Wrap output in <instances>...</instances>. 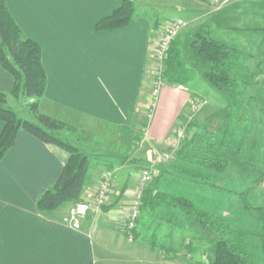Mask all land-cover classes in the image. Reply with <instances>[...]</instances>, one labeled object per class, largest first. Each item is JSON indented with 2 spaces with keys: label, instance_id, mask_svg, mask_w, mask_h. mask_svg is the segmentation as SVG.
Returning <instances> with one entry per match:
<instances>
[{
  "label": "crops",
  "instance_id": "obj_1",
  "mask_svg": "<svg viewBox=\"0 0 264 264\" xmlns=\"http://www.w3.org/2000/svg\"><path fill=\"white\" fill-rule=\"evenodd\" d=\"M130 1L135 8L131 24L95 31L98 21L119 8L118 0H3L23 36L41 48L46 87L39 112L77 130L76 148L109 157L92 161L99 172L112 164L114 181L100 212L89 213L78 231L61 223L70 205L49 216L40 214L37 200L57 181L69 154L19 131L0 161V264H183L192 258L202 260L199 254L186 253L182 245L183 237L189 236L186 232L153 217L145 227L139 223V237L132 241L124 230L144 170L139 171L136 166L141 161L133 163L136 160L130 159L128 149L145 130L149 144L166 151L195 98L207 103L187 128L184 141L213 138L227 159L225 170L216 174L176 161L159 167L161 178L152 186L206 210L220 209L210 207L208 198L214 194L234 203V191H245L248 203L264 207V193L254 191L258 187L264 192L259 185L264 176V35L255 53L233 66L234 92H219L197 74L183 86L164 84L155 101L149 95L156 37L166 23L177 18L169 19L170 12L186 21L197 20L193 29L208 24L214 40L236 47L233 41L238 35L246 37L247 43L250 39L257 43L256 36L264 30V0H242L208 13L201 11L207 10L204 3L197 6L191 0ZM190 2L193 13L185 10ZM13 83L0 66V93L9 95ZM2 128L0 121V133ZM122 157L128 160L122 163ZM150 158L146 165L155 167ZM99 177L88 175L82 197L94 193ZM175 178L180 183L177 189L171 183ZM204 184L227 192L217 193ZM200 189L207 197L198 194Z\"/></svg>",
  "mask_w": 264,
  "mask_h": 264
},
{
  "label": "trees",
  "instance_id": "obj_2",
  "mask_svg": "<svg viewBox=\"0 0 264 264\" xmlns=\"http://www.w3.org/2000/svg\"><path fill=\"white\" fill-rule=\"evenodd\" d=\"M118 1L119 8L98 21L95 31L120 29L132 23L135 16L133 3L130 0ZM240 54L238 48L214 40L209 25L201 24L185 37L178 36L171 42L163 61L164 84L183 86L200 74L202 80L215 90L232 93L236 81L231 76V70ZM0 66L14 81L9 95L0 93V121L3 123L0 133V161L13 146L19 131H24L43 143L65 149L69 158L54 185L37 200L36 208L40 214L49 216L64 206L71 207L80 201L92 160L109 157L89 155L65 143L58 135L71 128L39 112V100L46 87L41 48L36 42L23 36L3 0H0ZM9 97L26 99L32 117L30 121L19 119L6 106ZM170 152L168 148L164 151ZM172 157L178 162L198 166L216 174L222 173L227 164L225 154L213 138L186 140ZM121 160L124 163L128 157H122ZM163 164L147 168L155 169L157 174L143 190L137 227L140 219L153 217L171 229L186 232L189 236L182 239L186 253L202 257V260L192 258L189 264H264V207L250 206L246 192H235L234 203L225 198L223 202L220 201V209L213 211L202 209L194 202L175 194L159 191L152 183L160 180L159 167ZM105 169L110 171L113 165H105ZM263 181L264 176L259 182L260 186ZM204 185L227 192L225 189ZM245 220V223L242 222L244 228H237L236 221ZM133 233V240L139 237L137 228ZM246 247L249 249L246 250Z\"/></svg>",
  "mask_w": 264,
  "mask_h": 264
},
{
  "label": "built area",
  "instance_id": "obj_3",
  "mask_svg": "<svg viewBox=\"0 0 264 264\" xmlns=\"http://www.w3.org/2000/svg\"><path fill=\"white\" fill-rule=\"evenodd\" d=\"M240 1L242 0H201L200 2L204 3L205 7H207L209 11L215 12ZM185 27L186 23L182 19H172L164 25L163 30H161V32L156 37L157 40L154 44L153 56L151 57V60L153 62L151 70V96L153 101L157 99L162 87L164 86L163 61L166 57L169 46ZM204 105H206L205 100H198L195 103H192L189 109L188 120H190ZM147 117L150 118V115H148ZM183 129H178V131H176V134L173 136L174 139L172 140V145H170L171 152L158 155V161L163 163L167 162L172 157V154L177 149H179L181 141L183 140ZM156 174L157 171L155 169H144L139 174L138 186L136 188V191L133 193L131 203L129 205L124 229L128 235L129 241L133 240V232L137 228L139 219V207L141 205L143 190ZM113 181V172L105 171L94 193L87 197V200H82L74 203L68 209L67 214L62 217L61 223L75 231H78L81 226V221L84 220L89 213L100 212V208L106 203L108 196L111 193ZM262 188L264 189V181L262 183Z\"/></svg>",
  "mask_w": 264,
  "mask_h": 264
},
{
  "label": "rangeland",
  "instance_id": "obj_4",
  "mask_svg": "<svg viewBox=\"0 0 264 264\" xmlns=\"http://www.w3.org/2000/svg\"><path fill=\"white\" fill-rule=\"evenodd\" d=\"M193 3H194V5H197V6H199V4L201 5V2H200V0H191ZM194 5H192L191 4V2L190 3H188L187 5H185V10H187V11H190V12H192L193 13V10H194ZM202 7V6H201ZM196 8V7H195ZM206 9L207 10H201L203 13H208L207 11H209V9L206 7ZM195 10H197V8L195 9ZM174 13H169V15H170V18L169 19H171V18H173L174 16L175 17H177V18H181L183 21H185V23H186V27L181 31V33L178 35V36H180V38H182V37H185V35L189 32V31H191L196 25V23H197V20H191V21H186L185 20V17H182V16H178V15H173ZM167 17H169V16H167ZM179 18V19H180ZM168 19V20H169ZM202 19H206V16H204V18H202ZM200 21V20H199ZM256 22V21H255ZM240 25H241V22H240ZM250 27H252V26H250ZM252 28H256V24L255 25H253V27ZM260 32V35H258V36H256V39H257V43H255V44H253L252 43V39H250V42L249 43H247L246 41L248 40L246 37H243V36H239L238 35V37H236L235 38V40L233 41V44L236 46V48H238V50L240 51V56H239V63H243L245 60V58H246V55L247 54H252V53H255V50L257 49V47H258V45H259V41L260 40H263V35H264V30H260L259 31ZM177 36V37H178ZM260 37V39H258ZM246 39V40H245ZM157 40V39H156ZM250 44V45H249ZM261 51H263L264 52V44H263V46L261 47ZM264 68V67H263ZM151 91H152V79H151V84H150V93H149V95L151 96ZM151 98H152V96H151ZM150 98V99H151ZM152 100V99H151ZM150 100V101H151ZM203 101V100H205V99H200V98H195L194 100H193V103H195L196 101ZM10 101V102H9ZM8 101V103H7V107L9 108V109H11L12 111H14L15 113H16V115H17V117L19 118V119H21V120H25V121H30L31 120V114H30V112H29V108H28V106H27V103L25 102L26 101V99L25 98H23V97H21L20 99H12L11 98V100H9ZM152 103V102H151ZM150 103V104H151ZM207 103V102H206ZM149 104V105H150ZM204 107H205V105L190 119V120H188V116H189V113L187 112V114H186V116H185V121H184V123H183V126H180L179 128H176L175 130L176 131H178V129H183V140L181 141V144L180 145H182L183 144V142H184V140H185V137L187 136V128L188 127H190L192 124H193V121H194V119H195V117L204 109ZM150 108H151V105H150ZM235 110H236V108H235ZM247 117V116H246ZM245 118V117H244ZM75 131V132H74ZM76 131L77 130H71V131H64L63 133H61L60 135H58L65 143H67V144H69L70 146H73V147H76L77 146V144H78V141L77 140H75L76 139V136L77 135H79V133H77L76 134ZM176 131H174V133H173V136L176 134ZM144 134H145V130H141L140 132H139V134H135L136 136H137V138H136V142H135V144H133L131 147H130V149H128L130 152V154H129V157H130V159H135L136 161H138V160H140L141 162H139V163H137V166L136 167H138L139 168V171H141V169H145V168H150V164L149 165H146V163L147 162H150V161H148V156H151V162H153L154 161V165H156V166H160L163 162H160V161H158L157 160V158H158V155H160V154H163L164 153V150H162V149H159V148H157L156 146H153L152 144H149V142L145 139V136H144ZM171 137V140L168 142V145H167V148L168 149H171V146L170 145H172V140L174 139V137ZM97 140V139H96ZM135 148V149H134ZM134 149V150H133ZM174 157H171L170 158V160H168L167 162H164V164L163 165H168V164H173V163H176V160H174L173 159ZM145 161V162H144ZM93 162H91V164H90V168H89V172H88V174H87V177H86V181H87V179H88V175L89 174H91V175H93V176H99V174H100V177H99V182L101 181V177H102V175L104 174V172L105 171H109V170H104L103 172H99V171H101L100 170V167H98L97 165H95V163L93 164ZM153 168V167H152ZM111 171V170H110ZM99 182H98V185H99ZM171 183H174L173 184V186L172 187H175L176 189H177V187H178V185H180V183H178V180H177V178H175V179H173L172 180V182ZM98 185H97V187H98ZM96 187V188H97ZM95 188V189H96ZM253 188V187H252ZM200 191L201 192H198V194L199 195H202V197H207V195L206 194H204V193H206V191H204L203 189H200ZM254 191H255V193H264L261 189H259L258 187H255L254 188ZM91 192V191H90ZM218 192H220V193H222V192H224V191H222V190H217V193ZM234 192H240V191H234ZM82 193H85V190H83V192ZM192 193H195V192H193L192 191ZM244 193H245V191H244ZM85 195V194H84ZM216 194H214V196H215ZM259 195V194H258ZM264 195V194H263ZM87 196L88 195H86V196H84V197H82L81 196V198H80V201H82V200H87ZM214 196H211V198L209 199L208 198V201H210L211 202V208L212 207H214V206H217V207H219L220 206V201H222L223 202V200L225 199V197L224 196H221V195H216V197H214ZM252 196H256L257 197V194H255V195H252ZM214 197V198H213ZM258 198H259V196H258ZM226 200V199H225ZM257 202V201H256ZM250 206H252V207H260V206H258V205H255V204H257V203H252V202H250V203H248ZM241 216V215H240ZM147 220L148 219H140V223L142 224V226H145L146 225V223H147ZM242 222H246V220L245 221H236V226H237V228H239V229H242V228H244V225H242ZM245 227H247V226H245ZM249 249V247H246V250H248ZM188 261H190V260H188ZM183 264H189V262H184Z\"/></svg>",
  "mask_w": 264,
  "mask_h": 264
}]
</instances>
